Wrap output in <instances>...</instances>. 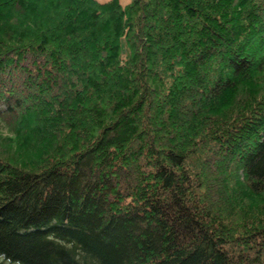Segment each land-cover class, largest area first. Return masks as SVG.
I'll list each match as a JSON object with an SVG mask.
<instances>
[{
    "label": "trees",
    "instance_id": "obj_1",
    "mask_svg": "<svg viewBox=\"0 0 264 264\" xmlns=\"http://www.w3.org/2000/svg\"><path fill=\"white\" fill-rule=\"evenodd\" d=\"M0 119V264H264V0H0Z\"/></svg>",
    "mask_w": 264,
    "mask_h": 264
},
{
    "label": "rangeland",
    "instance_id": "obj_2",
    "mask_svg": "<svg viewBox=\"0 0 264 264\" xmlns=\"http://www.w3.org/2000/svg\"><path fill=\"white\" fill-rule=\"evenodd\" d=\"M99 2H107L109 0H97ZM131 0H120V3L122 6H125L129 4ZM9 139H12V142L14 141V134L9 128V126L6 124V122L3 119H0V151L4 150L5 153H12L13 148L11 146H5L6 144L11 145V142ZM32 147L35 146V144L30 145ZM30 146H27L25 148V154L30 155L33 154V148L30 149Z\"/></svg>",
    "mask_w": 264,
    "mask_h": 264
}]
</instances>
